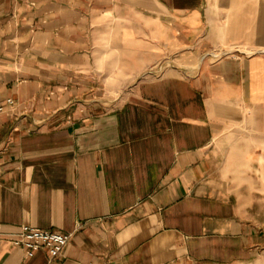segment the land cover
Returning <instances> with one entry per match:
<instances>
[{
  "label": "crops",
  "instance_id": "1",
  "mask_svg": "<svg viewBox=\"0 0 264 264\" xmlns=\"http://www.w3.org/2000/svg\"><path fill=\"white\" fill-rule=\"evenodd\" d=\"M0 107V264H264V0H0Z\"/></svg>",
  "mask_w": 264,
  "mask_h": 264
},
{
  "label": "built area",
  "instance_id": "2",
  "mask_svg": "<svg viewBox=\"0 0 264 264\" xmlns=\"http://www.w3.org/2000/svg\"><path fill=\"white\" fill-rule=\"evenodd\" d=\"M219 56L221 55H214L215 58H219ZM0 111H2L1 107ZM71 237V234L62 233L57 230H43L23 226L12 242L15 246L25 249L29 257L41 249H46L49 252L50 258L56 259L63 254L71 241Z\"/></svg>",
  "mask_w": 264,
  "mask_h": 264
}]
</instances>
